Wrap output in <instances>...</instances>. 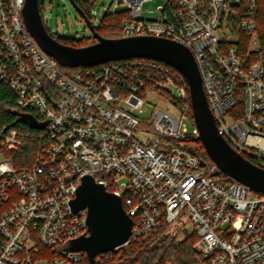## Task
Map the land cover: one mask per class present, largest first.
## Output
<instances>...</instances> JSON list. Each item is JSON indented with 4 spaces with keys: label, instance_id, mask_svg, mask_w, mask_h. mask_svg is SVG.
I'll use <instances>...</instances> for the list:
<instances>
[{
    "label": "built area",
    "instance_id": "obj_1",
    "mask_svg": "<svg viewBox=\"0 0 264 264\" xmlns=\"http://www.w3.org/2000/svg\"><path fill=\"white\" fill-rule=\"evenodd\" d=\"M149 1L114 0L109 9L129 12L124 36L165 37L191 50L220 132L264 168L258 0H249L243 12V0H164L156 9L145 7ZM24 4L0 0V80L14 90L18 109L35 112L45 126L31 163L17 167L0 160V264H91L86 250L70 247L90 234L87 209L74 211L72 205L86 176L120 196L133 219L129 239L97 253L95 264H138L136 254L123 259L121 250L175 241L189 221L194 232L185 238L197 237L195 264H264V193L205 169L204 155L189 145L199 131L183 122L185 111L173 105L178 116L142 115L148 89L185 98V76L147 57L66 73L26 28ZM100 18L93 10L94 26ZM242 34L249 38L245 52ZM240 91L244 112L233 118L229 111ZM25 142L16 128L0 134L2 151H18Z\"/></svg>",
    "mask_w": 264,
    "mask_h": 264
},
{
    "label": "water",
    "instance_id": "obj_2",
    "mask_svg": "<svg viewBox=\"0 0 264 264\" xmlns=\"http://www.w3.org/2000/svg\"><path fill=\"white\" fill-rule=\"evenodd\" d=\"M70 1L86 21L96 42L83 47L62 44L47 30L39 0H25L22 15L26 28L49 55L63 67L95 66L132 57L153 58L175 67L188 82L193 123L199 131L197 141L216 165L214 174L226 173L252 190L264 193V168L235 149L220 132L208 104L197 61L187 46L154 35L104 37L96 31L91 19L78 8L75 0ZM31 125L43 128L45 123L31 121ZM72 205L74 211L87 209L90 234L74 239L70 247L72 250H86L91 264H95L97 253L111 250L129 239L133 219L126 213L121 197L107 191L93 177L83 179Z\"/></svg>",
    "mask_w": 264,
    "mask_h": 264
},
{
    "label": "trees",
    "instance_id": "obj_3",
    "mask_svg": "<svg viewBox=\"0 0 264 264\" xmlns=\"http://www.w3.org/2000/svg\"><path fill=\"white\" fill-rule=\"evenodd\" d=\"M96 1L97 0L90 3L85 0H75V3L78 8L90 19ZM248 4L249 0H243V4H241L240 8L242 12L248 8ZM39 6L42 13L43 6L40 0ZM129 17V12L126 9H118L115 12H111L110 9H108L101 16L100 23L95 26V29L104 37H123L124 34L122 32L121 25L122 22ZM166 20L169 22L174 21L172 17H167ZM256 21L259 40L262 47H264V0H258ZM52 36L62 44L74 47H83L96 42V39L94 37H88L84 38L83 40L76 41L73 38H67L65 36ZM248 44L249 38L245 34H242V52H245L247 50ZM156 90H158L161 94L167 96L170 102L178 109L185 111L193 121L190 91H188L185 98L176 99L170 94L166 93L164 90L158 88H156ZM236 99V106L229 111V115L233 116V118L241 117L244 112V104L241 91L237 95ZM25 116L30 117L31 120H29ZM31 121L41 123L35 112H24L18 109L17 96L14 90L4 80H0V134L3 133L5 129L8 130L11 128H16L26 135V142L23 148L18 151H4L6 159L11 160L17 167L31 163L35 154V149L37 146L36 138L38 137L37 135L40 132V128L32 127ZM198 144L199 146L198 148H196V151L210 159L200 141ZM244 156L250 159L252 162L259 164V161L253 156L249 154H244ZM196 239V235L193 234L179 241L178 243H174V241H171L167 244L162 242V244L147 249L142 253L141 250H143V244L133 243L121 250L122 257H120L126 259L136 254V262H143L144 264H165L166 262H171V264H195L197 252L194 249L193 244L196 242Z\"/></svg>",
    "mask_w": 264,
    "mask_h": 264
},
{
    "label": "rangeland",
    "instance_id": "obj_4",
    "mask_svg": "<svg viewBox=\"0 0 264 264\" xmlns=\"http://www.w3.org/2000/svg\"><path fill=\"white\" fill-rule=\"evenodd\" d=\"M114 0H97L94 7V14L101 17L105 13ZM42 3V15L44 24L51 35H60L67 38H73L76 41L83 40L84 38L93 37L91 30L89 29L86 21L82 18L81 14L74 7L70 0H40ZM164 0H151L145 3L146 8L156 9L160 4H163ZM67 73H72L75 67H62ZM168 93V92H166ZM169 94V93H168ZM145 98V110L143 116L154 115L158 111L169 112L173 116H178V110L173 106L167 96L161 94L158 90L154 91L148 89L144 93ZM186 113V112H185ZM189 116V115H188ZM183 122L187 124L189 129L193 128V121L190 118H183ZM198 141H190L189 145L196 150L199 146ZM206 162L204 164L205 169L210 172L217 170L216 165L208 157L204 156ZM6 159L4 151L0 149V160ZM194 232V225L189 221L184 227L183 233H178L174 243L185 239V236ZM164 243H168V240ZM156 245L150 247L145 245L141 250V253L147 249L153 248ZM150 247V248H149ZM138 262V261H137ZM138 264H144L139 262Z\"/></svg>",
    "mask_w": 264,
    "mask_h": 264
}]
</instances>
